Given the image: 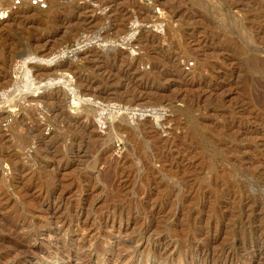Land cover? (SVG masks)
Returning a JSON list of instances; mask_svg holds the SVG:
<instances>
[{
    "label": "rangeland",
    "instance_id": "374dc122",
    "mask_svg": "<svg viewBox=\"0 0 264 264\" xmlns=\"http://www.w3.org/2000/svg\"><path fill=\"white\" fill-rule=\"evenodd\" d=\"M0 264H264V0L0 21Z\"/></svg>",
    "mask_w": 264,
    "mask_h": 264
},
{
    "label": "built area",
    "instance_id": "2783aa9c",
    "mask_svg": "<svg viewBox=\"0 0 264 264\" xmlns=\"http://www.w3.org/2000/svg\"><path fill=\"white\" fill-rule=\"evenodd\" d=\"M51 0H0V21L7 19L15 11L23 8H34L38 10L47 9ZM6 119L5 122H7Z\"/></svg>",
    "mask_w": 264,
    "mask_h": 264
},
{
    "label": "water",
    "instance_id": "95a60500",
    "mask_svg": "<svg viewBox=\"0 0 264 264\" xmlns=\"http://www.w3.org/2000/svg\"><path fill=\"white\" fill-rule=\"evenodd\" d=\"M23 53H19V54H17L16 56H21Z\"/></svg>",
    "mask_w": 264,
    "mask_h": 264
}]
</instances>
